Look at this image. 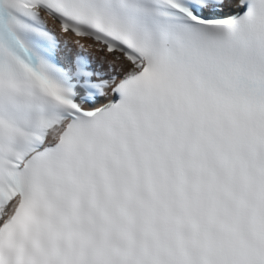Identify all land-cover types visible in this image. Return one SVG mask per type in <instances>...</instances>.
Returning <instances> with one entry per match:
<instances>
[{
	"label": "snow or ice",
	"instance_id": "obj_1",
	"mask_svg": "<svg viewBox=\"0 0 264 264\" xmlns=\"http://www.w3.org/2000/svg\"><path fill=\"white\" fill-rule=\"evenodd\" d=\"M0 264H264V0H0Z\"/></svg>",
	"mask_w": 264,
	"mask_h": 264
}]
</instances>
